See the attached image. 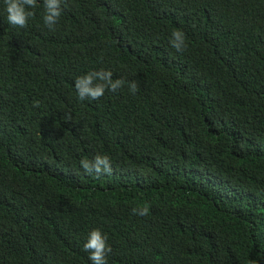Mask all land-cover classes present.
<instances>
[{
    "label": "trees",
    "instance_id": "16d2710c",
    "mask_svg": "<svg viewBox=\"0 0 264 264\" xmlns=\"http://www.w3.org/2000/svg\"><path fill=\"white\" fill-rule=\"evenodd\" d=\"M37 3L0 0V264H92L93 228L108 264H264V0H62L55 30ZM102 69L139 91L79 100Z\"/></svg>",
    "mask_w": 264,
    "mask_h": 264
},
{
    "label": "clouds",
    "instance_id": "9594fccd",
    "mask_svg": "<svg viewBox=\"0 0 264 264\" xmlns=\"http://www.w3.org/2000/svg\"><path fill=\"white\" fill-rule=\"evenodd\" d=\"M66 3L67 0H64ZM62 0H43L42 19L45 27L55 30L62 15ZM7 22L9 25L19 28H26L30 18L34 17L35 12L30 9L39 7L37 0H4ZM169 43L177 52H184L187 48L186 36L182 30H173L170 33ZM125 84L131 94L135 95L139 91L137 81H126L123 78L113 79L110 70L90 71L85 75L75 79L74 86L79 100L90 99L99 100L105 92H118ZM34 106L38 107L39 102L34 101ZM64 119H72L70 113H65ZM80 166L84 173L88 175L111 174L113 171L112 160L108 155L97 153L92 159H81ZM132 213L138 216H147L149 207H134ZM83 251L89 253L88 259L92 264H108L107 257L112 253V247L108 244V236L99 228H93L83 244ZM251 264H257L252 261Z\"/></svg>",
    "mask_w": 264,
    "mask_h": 264
}]
</instances>
